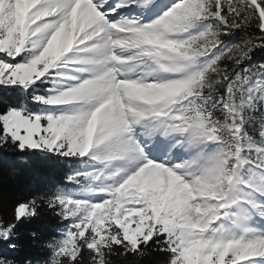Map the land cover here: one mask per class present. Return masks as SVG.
<instances>
[{
  "label": "snow or ice",
  "instance_id": "obj_1",
  "mask_svg": "<svg viewBox=\"0 0 264 264\" xmlns=\"http://www.w3.org/2000/svg\"><path fill=\"white\" fill-rule=\"evenodd\" d=\"M0 153V264H264V0H0Z\"/></svg>",
  "mask_w": 264,
  "mask_h": 264
},
{
  "label": "trees",
  "instance_id": "obj_2",
  "mask_svg": "<svg viewBox=\"0 0 264 264\" xmlns=\"http://www.w3.org/2000/svg\"><path fill=\"white\" fill-rule=\"evenodd\" d=\"M261 55L262 54L258 52L256 54V58L259 59L261 57ZM0 161H8V162H11V163H15V161L12 160L10 157H8V158L4 157L2 153H0ZM7 167H8V163L0 162V174H6ZM22 185H23V181L22 180H20V181H12L8 185V187H6L5 194H7L9 192H12V191L22 187ZM159 261H160L159 257L153 256L151 258H146V260L143 262V264H159Z\"/></svg>",
  "mask_w": 264,
  "mask_h": 264
}]
</instances>
